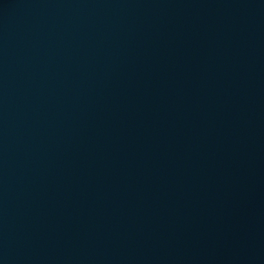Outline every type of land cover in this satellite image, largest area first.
Returning <instances> with one entry per match:
<instances>
[{"label": "water", "instance_id": "95a60500", "mask_svg": "<svg viewBox=\"0 0 264 264\" xmlns=\"http://www.w3.org/2000/svg\"><path fill=\"white\" fill-rule=\"evenodd\" d=\"M0 264H264V0H0Z\"/></svg>", "mask_w": 264, "mask_h": 264}]
</instances>
